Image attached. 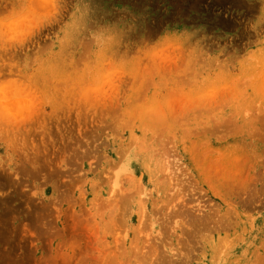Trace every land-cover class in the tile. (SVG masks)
<instances>
[{
  "label": "clouds",
  "instance_id": "1",
  "mask_svg": "<svg viewBox=\"0 0 264 264\" xmlns=\"http://www.w3.org/2000/svg\"><path fill=\"white\" fill-rule=\"evenodd\" d=\"M255 2L244 44L213 48L199 28L134 38L138 17L118 8L108 19L100 0H0V166L38 164L57 118L89 114L145 164L182 155L214 215L264 195V0ZM45 231V264H82L79 238Z\"/></svg>",
  "mask_w": 264,
  "mask_h": 264
},
{
  "label": "rangeland",
  "instance_id": "2",
  "mask_svg": "<svg viewBox=\"0 0 264 264\" xmlns=\"http://www.w3.org/2000/svg\"><path fill=\"white\" fill-rule=\"evenodd\" d=\"M99 7L108 19L118 8L138 17L134 38L199 28L213 48L242 46L246 21L260 10L255 0H100ZM40 139L38 164L0 166V264H45V229L79 238L82 264L264 262V195L226 218L214 215L216 200L182 155L145 164L114 147L95 115L61 116Z\"/></svg>",
  "mask_w": 264,
  "mask_h": 264
}]
</instances>
